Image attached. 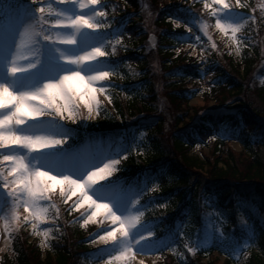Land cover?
Listing matches in <instances>:
<instances>
[{"label":"trees","instance_id":"trees-1","mask_svg":"<svg viewBox=\"0 0 264 264\" xmlns=\"http://www.w3.org/2000/svg\"><path fill=\"white\" fill-rule=\"evenodd\" d=\"M16 1L8 0L12 5ZM149 1L159 35L156 49L148 54L142 46L146 37L141 32V20L136 19L137 0L107 3L109 28L126 22L122 40L115 44V54H111L112 45L107 48L108 60L118 67L105 81L112 86L103 94L102 111L95 120L61 121L75 129V135L67 144L74 141L80 144L88 136L97 134L112 137L111 140L121 139L124 143L137 140V149L120 160L119 171L110 179L119 176L128 182L143 181L152 185V181L159 178L157 189L151 191L153 186L150 187L141 200L144 203L149 198L155 199L144 211V218L156 222L157 236L186 219L176 252L161 251L164 260L158 264H220L222 257L221 264H264V220L261 221L251 208L255 206L258 215L264 214V85L256 89L262 110L254 101L251 103L240 97L250 88L243 79L248 80L259 57L254 38L248 33L256 34L251 30L253 22L250 21L243 31L242 36L252 39L245 41L247 46L241 60L236 61L224 51L222 58L227 68L215 54L209 57L206 67L197 57L190 56L189 50L183 49L191 42V37L189 40L177 37L184 32V19L177 29L168 21L176 20L177 16L185 17L184 9L200 14L203 1ZM247 3L249 7L241 10L255 16L261 27L258 32H263L264 16L256 8L260 0H247ZM251 8L256 11L251 12ZM258 32L255 37L260 36ZM262 39L264 44V37ZM178 48L180 51L176 53ZM150 54L158 58L161 73L148 67ZM210 73L213 77L209 79ZM203 84L208 90L202 101L206 104L213 101L215 105L190 108V101L199 95ZM167 105L179 113L172 112ZM229 107L234 111H229ZM169 126L171 132L163 135ZM222 128L229 130L226 138L218 134ZM141 133H145L142 139L139 138ZM210 138H214L211 145L207 143ZM233 141L240 143L239 152L231 148ZM198 145L206 146L209 154L192 153ZM80 218L81 215L74 211L69 213L67 208L55 221L56 238L48 243V250L43 252L37 241H28V236L22 240L16 238L11 253L5 254L0 264H98L104 257L98 256V248L91 246V242L103 228H84ZM215 222L224 234L225 245L230 234L237 237L244 234V224L255 227L257 240L244 249L249 253L245 261L235 260L218 244L198 249L195 254L184 248V243L194 240L201 228L210 229L209 223ZM204 259L208 262L204 263Z\"/></svg>","mask_w":264,"mask_h":264},{"label":"snow or ice","instance_id":"snow-or-ice-1","mask_svg":"<svg viewBox=\"0 0 264 264\" xmlns=\"http://www.w3.org/2000/svg\"><path fill=\"white\" fill-rule=\"evenodd\" d=\"M108 7L102 0H32L22 14L14 15V5L0 0V218L9 233L10 225L30 223L34 234L43 236L41 245L47 246L52 229L41 225L59 220V208L52 199L58 189L69 213L87 206L81 214L82 226L90 221L110 222L93 241L107 245L97 250L98 256L106 258L105 264H133L138 256L163 250L175 253L186 219L157 236L156 222L144 220V211L155 199L141 200L150 187L158 186L159 178L152 185L119 176L107 179L134 150L135 138L127 143L108 138L87 145L67 144L75 129L61 123H75L81 117V103L85 120L102 111L98 94H105L112 85L100 82L108 80L118 64L101 58L110 55L106 50L110 43L115 54V44L121 42L126 27L122 21L117 28L102 31L110 27ZM248 7L247 0H203V9L215 18V28L237 53L244 40L252 39L238 36L249 21H255V16L238 11ZM256 8L264 16V0ZM182 11L186 16H177L174 22L184 19L186 27L198 24L216 49L208 22L191 9ZM194 38L201 40L199 35ZM107 98L111 102V96ZM218 134L226 138L229 130L222 128ZM242 231L240 237L230 234L225 245L223 232L203 227L183 246L195 254L218 244L238 256L257 240L253 225L244 224ZM138 264L145 260L139 259Z\"/></svg>","mask_w":264,"mask_h":264},{"label":"rangeland","instance_id":"rangeland-1","mask_svg":"<svg viewBox=\"0 0 264 264\" xmlns=\"http://www.w3.org/2000/svg\"><path fill=\"white\" fill-rule=\"evenodd\" d=\"M103 1V0H102ZM25 5H29V4H21L20 6H18V8L15 7V11H14V15L15 13H17L18 10H20V14L23 13V9ZM202 12L203 16L206 14V21L209 24V28H208V32L212 37V40L216 43L217 48L216 49H212L209 42H208V38L207 36H205L198 27V24H195V29H196V35H199L201 37L200 41H196L194 39V43H188L187 45L184 46V50H189V55L193 56V57H197L198 60L199 58H203L201 59V62H204V65L207 66L209 63V57L212 54L218 55L220 62L227 68L226 62H224L223 58H222V54L224 51H227V55H233V58L236 61L241 60V55H242V51L245 47V41L248 40H244L241 44V48H240V52L237 53L234 50V45L228 41V39L226 37L223 36V34L221 32H219L215 26H210L212 23L209 21V15H208V11L203 9L202 6ZM252 12V11H251ZM137 13V12H135ZM138 17L136 19H140V25L141 27V32L145 34V36L147 37L149 34H154L156 33V28L154 25V20H155V15L153 12V9L151 7L150 1L149 0H139V10H138ZM252 15V14H251ZM107 21L109 20L108 17H106ZM250 22V21H249ZM248 22V24H249ZM253 22V21H252ZM175 28H177L179 25L177 22H174ZM246 27V25H245ZM257 27L258 24H255L254 22L252 23L251 26V30H255L257 31ZM113 29V28H111ZM111 29H102V31H109ZM245 30V28L241 31V33L238 34V36H242L244 33L243 31ZM248 33L250 35H252V38H254V45L257 46V48L259 49V57L256 60L254 67H253V72L249 75L248 80L246 78H244L243 82L246 83V85L248 84V86L250 88H246L244 90V92H242L243 94L240 95V97H242L243 99H246L247 101L253 103V101L255 102L254 105H259L260 109L262 110V105L260 103V100L258 98V91H256V89L262 87V83L264 81V74L263 76H257V75H262V70H264V44H263V39L262 37H264V31L259 33L258 35H260L259 37H255V33H252L250 31H248ZM111 44V43H110ZM142 46L145 48V51H147L146 53H150L151 52V48L149 43L147 42V40L144 42V44H142ZM108 48V47H107ZM107 50V49H106ZM179 52V49L176 50V53ZM151 55V54H150ZM149 63H148V67L151 68L153 71L161 73V67L159 65L158 62V58L156 57L155 54L151 55L149 57ZM262 66V67H261ZM242 72V70H241ZM243 73V72H242ZM112 76V75H111ZM110 76V77H111ZM159 76V74H158ZM109 77V78H110ZM160 77V76H159ZM212 77V76H210ZM108 78V79H109ZM246 79V80H245ZM100 83H104L105 81H102ZM206 86V85H205ZM188 87H190V85H188ZM203 89H201V92L199 93V95L194 98L193 100L190 101L189 107H198V109H201L204 105L208 106V107H213L215 104L213 101H211L210 103L206 104L204 103L203 100V96L202 94L204 93L205 88L202 87ZM247 89H250V91H247ZM99 95V99L102 100L103 98V94H98ZM237 102H235L236 104ZM167 107L169 108V110H171L172 112H175L177 114V110L173 109L172 107H169L167 105ZM80 109H81V117L77 119V123H84L86 120L83 119V117L87 114L86 113V109H84L83 104L81 103L80 105ZM181 109H184V106H181ZM231 111H234V108H228ZM259 109V110H260ZM165 112V111H163ZM179 113V112H178ZM96 115H93V117L91 119H88V122H91L93 120L96 119ZM152 117V116H151ZM150 117H148L149 119ZM171 132V126L167 127L164 130V134L163 135H167ZM145 134H143L142 138L144 137ZM141 137V134H140ZM91 142H93V140L91 139ZM114 143H119L121 142L120 140L118 141H113ZM208 144H212L213 140L210 139L207 142ZM231 148L236 151L239 152L241 150V145L238 142H233L231 143ZM135 149H137V147H135ZM192 153H201L203 155H208L209 154V149L204 146H197L196 148H194L192 151ZM111 177H108L107 179H110ZM100 183H104L105 181H99ZM157 187L154 186L152 188V190ZM53 201L56 203L57 207L59 208V213L67 211L68 208V204H65L62 202V197L59 194V191L57 189V191L53 194L52 196ZM75 199V198H73ZM71 203V201H69V204ZM85 207H82L79 211H75L77 212L79 215H81L84 211H85ZM252 209H254V211L257 213V210L255 209V206H251ZM21 211H23L21 209ZM258 218L263 221L264 220V214L263 215H258ZM101 217H97V220H100ZM54 224H56L55 222L49 221L46 225H41V228L43 227H51L52 231L50 233V237L47 241V246H42L41 245V241L43 240V236L40 235H35L33 232V229L31 227L30 223H20L18 226L17 225H10V227H12V231L11 233H9L6 228H5V224H4V219L0 218V263L4 258L5 254H10L11 253V248H12V242L17 238H20L22 240V238L28 236L29 237V242H34L37 241L38 245L40 246L42 251H46L48 249V243L55 239L56 236V227L54 226ZM210 225L208 227H210L209 230H216L218 229V222H215L213 225L211 223H209ZM110 225V222L107 220H104L103 223H98V222H94V221H90L86 226H82L84 228L87 227H97L96 229L102 228V227H107ZM220 231V230H219ZM11 237V239H9L8 237ZM91 246L99 248V247H104L107 246L106 244H104V242L100 241V240H95V242H91ZM249 255L248 252H241L238 256H233L235 260L237 261H245L247 256ZM139 259H144L145 260V264H158L159 262H163V257L160 254H154V255H149V256H138V259L136 262H133V264H138ZM204 263L208 262V259H204L203 260ZM220 264L223 262V257L219 259ZM99 264H105V260L101 261Z\"/></svg>","mask_w":264,"mask_h":264}]
</instances>
